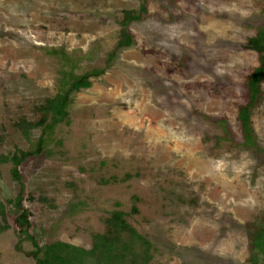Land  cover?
Instances as JSON below:
<instances>
[{"label": "rangeland", "instance_id": "obj_1", "mask_svg": "<svg viewBox=\"0 0 264 264\" xmlns=\"http://www.w3.org/2000/svg\"><path fill=\"white\" fill-rule=\"evenodd\" d=\"M126 12L142 16L118 47ZM262 27L264 0H0V264H34L15 249L18 187L2 157L34 147L41 127L27 138L21 124L39 119L64 72L97 68L19 166L28 232L88 249L120 210L152 244L147 264H249L264 217V80L255 146L237 116L259 64L245 44Z\"/></svg>", "mask_w": 264, "mask_h": 264}, {"label": "trees", "instance_id": "obj_2", "mask_svg": "<svg viewBox=\"0 0 264 264\" xmlns=\"http://www.w3.org/2000/svg\"><path fill=\"white\" fill-rule=\"evenodd\" d=\"M145 7H140V12ZM126 12L121 21L120 39L118 47H127L133 43L132 34L128 23L141 18V13ZM246 48L258 53L259 64L252 69L245 79L246 101L238 110V120L245 144H254L253 128L250 120L251 108L254 106L259 94L260 84L264 80V27L258 29L254 36H250L245 44ZM103 73V69L97 68L82 74L71 72L61 76L60 91L52 98L46 99L45 103L38 108L39 119L33 122L21 124L22 134L29 138L33 128L41 127V135L34 143V147L26 151H19L3 156V160L12 163L10 174L18 189L13 198L7 199L10 211L13 214V232L17 238L15 249L22 251L26 256L34 260V264H147L151 258L152 244L141 236L124 218V213L115 210L108 219H105L106 230L103 233L92 234V245L86 249L63 241L38 243V236L29 233V211L23 207L24 186L21 181L19 166L29 157L42 152L47 141V133H51L55 126L68 120L67 106L71 100V94L91 86L92 76ZM135 210V208H133ZM4 205L0 201V217L4 218ZM6 226L0 225V232L5 231ZM250 230V256L249 264H264V217H257L252 222ZM23 240H28L33 246L30 251L22 249Z\"/></svg>", "mask_w": 264, "mask_h": 264}]
</instances>
